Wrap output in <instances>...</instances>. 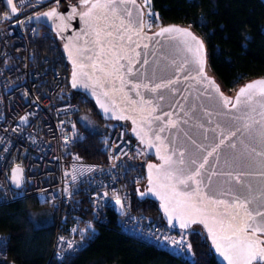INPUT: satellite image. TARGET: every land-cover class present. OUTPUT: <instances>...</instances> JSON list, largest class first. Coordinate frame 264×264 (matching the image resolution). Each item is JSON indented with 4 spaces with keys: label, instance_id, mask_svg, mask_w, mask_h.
I'll return each mask as SVG.
<instances>
[{
    "label": "water",
    "instance_id": "95a60500",
    "mask_svg": "<svg viewBox=\"0 0 264 264\" xmlns=\"http://www.w3.org/2000/svg\"><path fill=\"white\" fill-rule=\"evenodd\" d=\"M5 2L12 11L13 0ZM31 22L61 44L71 89L86 96L103 121L127 122L153 159L144 168L143 197L157 204L166 224L201 228L219 264H228L221 252L235 259L232 245L264 226V216L256 215L264 212V78L232 95L223 92L206 71L203 41L180 25L144 32L138 0H62ZM165 28L178 31L161 35ZM249 84L255 87L238 101ZM11 182L21 189V168L12 170ZM245 224L247 232L233 235ZM253 238L264 240V234Z\"/></svg>",
    "mask_w": 264,
    "mask_h": 264
},
{
    "label": "built area",
    "instance_id": "2783aa9c",
    "mask_svg": "<svg viewBox=\"0 0 264 264\" xmlns=\"http://www.w3.org/2000/svg\"><path fill=\"white\" fill-rule=\"evenodd\" d=\"M61 1L13 0V13L0 0V206L32 197L58 215L65 205L80 213V219L64 222L54 234L50 259L55 262L85 251L86 234L107 226L109 215L115 214L123 235L190 263L191 229L171 228L132 212L131 187L146 180L141 172L150 157L125 127L105 122L112 128L99 136L104 161H87L74 149L87 132L76 121L80 106L67 92L68 60L36 55L43 32L31 22ZM16 167L22 170L20 190L11 182ZM77 198L87 201L91 216L73 204ZM78 233L84 236L76 238ZM6 244V235L0 233V264H14L6 259Z\"/></svg>",
    "mask_w": 264,
    "mask_h": 264
},
{
    "label": "trees",
    "instance_id": "16d2710c",
    "mask_svg": "<svg viewBox=\"0 0 264 264\" xmlns=\"http://www.w3.org/2000/svg\"><path fill=\"white\" fill-rule=\"evenodd\" d=\"M149 7L157 14L161 24L155 30L168 25L185 26L203 41L206 71L216 79L223 92L235 93L246 82L264 78V34L261 32L264 2L261 0H149ZM41 31L43 34L36 42V55H63L51 32L45 28H41ZM67 92L70 100L79 104V114L87 105L103 121L86 96L73 91L69 85ZM111 123L125 127L127 136L135 141L127 122ZM81 128L87 132V138L75 146L77 154L90 162L104 161L100 150V134ZM141 174L144 176V170ZM147 190L145 180L139 185H132V212L152 222L166 224L157 204L143 197ZM73 204L85 216H91L85 199L77 198ZM79 215L69 205H65L58 215L56 210L40 205L32 197L0 206V233L7 237V261L14 264H219L199 227L190 231L194 259L189 263L123 235L116 227L115 214L109 215L107 226L96 227L86 234L85 251L62 262L52 261L50 251L54 234L61 230L64 222H72ZM82 236L83 233L76 234V238Z\"/></svg>",
    "mask_w": 264,
    "mask_h": 264
},
{
    "label": "snow or ice",
    "instance_id": "6c2138e0",
    "mask_svg": "<svg viewBox=\"0 0 264 264\" xmlns=\"http://www.w3.org/2000/svg\"><path fill=\"white\" fill-rule=\"evenodd\" d=\"M8 4L12 5V0H8ZM12 12L15 13L16 9L15 7H12ZM55 13H49V15H54ZM9 17H5V19H8ZM173 31H178L176 29L171 28H165L162 29L161 35L163 33H171ZM185 35L191 36V33H185ZM192 40L196 41V43L199 45V48H203V44L196 40L194 36H192ZM264 83V82H262ZM75 86V84H74ZM255 85L249 84L246 88H242L240 90V94L237 97V100L239 101L240 96H243L248 89L254 88ZM260 95L264 96V90L260 92ZM229 101L225 100V104L227 105ZM211 155V153H209ZM202 167V165H201ZM183 182V181H182ZM119 203V201H117ZM249 217H252V213H248ZM256 215L264 216V212L257 213ZM186 225L182 224L181 227H185ZM231 227V225H229ZM251 228L250 224H245L243 227L240 228H234L233 229V235H235L238 232H247L248 229ZM256 233L264 234V226H259L256 228L251 229V235L245 236L243 239L239 240L238 244H233L232 248L235 250V259L231 255H225L224 252H221V255H224V258L228 260V264H264V240H261L259 238H253L256 237ZM227 239L232 240V235L228 236ZM189 251L191 250V245H188ZM217 250H220L219 245H217Z\"/></svg>",
    "mask_w": 264,
    "mask_h": 264
},
{
    "label": "rangeland",
    "instance_id": "374dc122",
    "mask_svg": "<svg viewBox=\"0 0 264 264\" xmlns=\"http://www.w3.org/2000/svg\"><path fill=\"white\" fill-rule=\"evenodd\" d=\"M144 11V30L145 31H154L161 24L158 21V16L156 13L152 12L149 7V0H139ZM143 30V31H144ZM227 94H234V91H226ZM81 127L89 129L92 132H97L100 135H107L112 128V125H106L105 121H101L94 113V111L87 105H85L84 110L79 117H76V121ZM78 124V125H79ZM197 230L196 227H193L191 231ZM191 236V234H190Z\"/></svg>",
    "mask_w": 264,
    "mask_h": 264
},
{
    "label": "flooded vegetation",
    "instance_id": "af4514ba",
    "mask_svg": "<svg viewBox=\"0 0 264 264\" xmlns=\"http://www.w3.org/2000/svg\"><path fill=\"white\" fill-rule=\"evenodd\" d=\"M70 3H76L77 1H80V0H68ZM144 32H149V33H151V31H145L144 30ZM152 32H154V31H152ZM53 37H55V36H53ZM56 39V38H55ZM58 42V41H57ZM58 44H59V46L61 47V44L58 42ZM150 162H153V159H149V162L148 163H150ZM147 182V180H145V183Z\"/></svg>",
    "mask_w": 264,
    "mask_h": 264
},
{
    "label": "bare ground",
    "instance_id": "6f19581e",
    "mask_svg": "<svg viewBox=\"0 0 264 264\" xmlns=\"http://www.w3.org/2000/svg\"><path fill=\"white\" fill-rule=\"evenodd\" d=\"M142 183V182H141Z\"/></svg>",
    "mask_w": 264,
    "mask_h": 264
}]
</instances>
